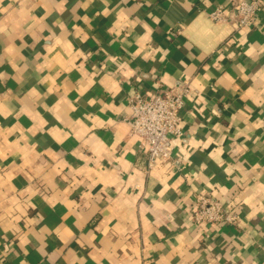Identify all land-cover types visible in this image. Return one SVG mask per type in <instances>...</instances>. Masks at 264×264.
Here are the masks:
<instances>
[{"label": "crops", "instance_id": "1", "mask_svg": "<svg viewBox=\"0 0 264 264\" xmlns=\"http://www.w3.org/2000/svg\"><path fill=\"white\" fill-rule=\"evenodd\" d=\"M239 1L0 0V264L264 263V6L237 30ZM186 80L150 170L129 99ZM199 193L239 224L195 225Z\"/></svg>", "mask_w": 264, "mask_h": 264}, {"label": "built area", "instance_id": "2", "mask_svg": "<svg viewBox=\"0 0 264 264\" xmlns=\"http://www.w3.org/2000/svg\"><path fill=\"white\" fill-rule=\"evenodd\" d=\"M264 6V0H242L236 3L231 19L235 21L237 30L252 27ZM223 6L211 11L210 17L216 23L228 21L229 16ZM191 93L188 80L165 88L155 95L135 93L129 99L131 116L127 120L132 134L141 138L146 148L151 170L157 161L169 163L173 161L175 138L182 135L180 130L181 110ZM195 225L222 224L236 226L242 213L230 209L221 200L211 194L199 193L195 196L192 208ZM264 264V263H258Z\"/></svg>", "mask_w": 264, "mask_h": 264}]
</instances>
